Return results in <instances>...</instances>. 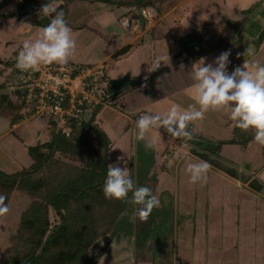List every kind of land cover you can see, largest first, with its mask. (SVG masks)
<instances>
[{
    "label": "rangeland",
    "instance_id": "obj_1",
    "mask_svg": "<svg viewBox=\"0 0 264 264\" xmlns=\"http://www.w3.org/2000/svg\"><path fill=\"white\" fill-rule=\"evenodd\" d=\"M16 1L2 0L0 3L1 60L8 58L14 49L18 48V50H21L23 46V43L16 39V25L5 23L4 20L6 18L19 17L18 22L27 24V22L32 23L35 18L45 17L39 14V10L36 12H31L34 11L31 10L23 14H19L20 11L18 13L12 11V5ZM122 1L124 0H75L69 6L65 19L68 22V26H72L71 28L79 29L80 25L78 24L85 22L92 24L94 29L103 33L104 23V28H108L110 25H113L111 27L115 25L118 27L123 14L128 20L135 16L138 17V12L135 9L128 14L127 11L130 7L127 4L120 5ZM212 4L207 2V0H189L184 2V4L182 0L165 1L163 9L176 7L177 10L174 14L177 19H174L181 20L178 25L172 18L167 19L168 28L172 30L175 38H179L182 43L181 46L179 44L173 46V50L174 52H181L182 57L189 55L192 57L190 60L193 61L189 64L185 63L184 69L175 66L174 70L163 78L161 77L162 74L153 75V72L154 74L157 73L156 70L151 71V74L148 73L146 76L147 81H151L153 86L164 87V89H161L162 93L167 95V93L171 94L173 92V96H161L162 94L159 90L155 91L152 96H143L136 91L137 96L128 95L125 97L129 103L130 101H136L137 104L135 105L138 106L139 103L144 105L146 113L160 115L165 114L173 105H177L183 110L189 105L195 104L196 89L188 72L191 70L193 62L198 61L200 58H207L208 63L214 62L215 58L221 54L220 52L215 54L216 50L231 52L228 66L230 73L236 66L242 65L244 61H248L250 65L253 61L264 64V50L262 48L264 45V16L262 12H257L258 9L253 8L251 11L252 13L254 12L251 14L252 16L249 15L247 19L236 16L234 19L235 23H232L231 19H226L230 17H226L224 14L221 16L225 18L219 19L220 17L216 15L218 12ZM256 8H259L258 4ZM150 11L154 13L153 9ZM184 11L187 12L186 16L183 15ZM201 21H204L203 27H200ZM154 22L155 18L152 23L154 24ZM188 22L197 25L199 30H192ZM205 22L208 23L205 24ZM212 22L215 23L214 27L210 25ZM184 28L186 29L185 35L183 34ZM41 29L39 28V31ZM37 33H39L37 34L39 38L41 31ZM179 35H188V40L193 35L195 38L201 39V41L197 42V44L194 41L189 45L186 42L187 38L182 39ZM163 45H165L166 49L170 48L166 44ZM246 49H251V52L244 54ZM143 51L152 53L150 47L144 48ZM160 51H164V53L161 55L159 54ZM165 52L166 50L162 47L156 49V60L157 58H161V60L166 58ZM197 53L200 54L198 57L196 56ZM152 59L154 60V58ZM163 61L165 63V60ZM181 61L183 63V60ZM124 67L127 69L126 72L130 70V73L128 72L127 75L123 73L125 75L122 76V74L121 77L132 80V84L136 85L138 80L130 78L134 76L132 73L135 70L134 59L124 62L119 69L120 72L123 71ZM11 73V67L4 69L2 74H0V83L5 77L10 78ZM110 107L113 108V106ZM117 107L121 109L119 106ZM121 111L125 112L124 109H121ZM105 112L101 116L100 124L105 126L104 124L108 122H106L108 118H111V122L115 123L114 128L111 129L112 131L107 129V133L115 143L113 148L116 149L118 147L119 149L123 148L130 151V155L124 160L128 169L129 167L131 168L136 185L147 186L154 194H158L160 207L155 208L149 217L148 223L150 227L147 235L145 237L139 235L137 239L136 232L138 227L135 220L138 217L133 219L132 215L134 208L139 206H129L123 215L124 218L120 223L118 233L112 240L116 242V247L112 250V241L107 244L102 257L108 256V258L100 259L101 264H128L129 262L133 264H207L206 247H208V243L205 240L203 242L201 235L205 236L206 224H211L210 221L213 223L215 220L217 222L223 215L222 212L214 211L211 208V205H215L219 200L215 198L214 201L212 200V196L216 193L211 190L213 187L212 182H217V180L215 177H211L209 174L211 170L209 169L206 183H191L190 175L186 171L187 164L198 161L194 160L192 156L179 157L182 153L181 151L174 153L179 147H183L186 151L189 150L188 152L202 153L206 157L214 158L213 160L219 161L224 168L227 166L228 170L230 169L229 171H233L238 175H248L255 185V200L256 203L258 202L256 205H261L259 202L264 205V145L254 142V130L244 131L243 133L238 128L233 133L235 124L230 119V113L227 110H209L203 120L190 123L189 130L192 131V139H176L175 148L166 147V144L156 147L149 136L150 134L147 135L145 141H138L136 139L137 132L135 133L132 130L127 121L120 120L116 114L110 113L109 110ZM143 114L129 115V117L135 120L137 116ZM22 121L23 123H21ZM14 125L9 127V124L0 118V169L6 172H13L28 167L31 164V160L26 151L27 146L37 142H45L48 140L52 130V128L45 127L44 121L33 117L27 105L24 109L23 120ZM162 130L166 132L165 129L162 128ZM28 132L33 134L32 138L28 137ZM239 134L252 139L245 145L240 143H219L224 140H236V136ZM146 143H152L153 147H146ZM215 148L217 149L216 151ZM227 148L231 150L230 156L224 155V157H220L225 151L227 152ZM163 150L172 151L173 161L171 163L159 160V155ZM164 154L166 155V153ZM115 159L117 158L110 157L108 164H115L117 162ZM254 173L257 174L255 177L253 176ZM236 191L244 190L239 188ZM29 202V197L19 191H15L8 204L10 213L0 218V264H5V250L8 247V238L15 233L21 213ZM258 210L264 214L263 208ZM51 220L56 221L53 216ZM256 221L260 222V219L256 218ZM133 224L136 226H133ZM262 228L264 229V220ZM219 235H223V231ZM263 236L261 235V237ZM257 239V234H255V247L256 242H258ZM106 241L107 236L95 241L88 249L87 254L90 256L96 255ZM109 256H112L111 260H109Z\"/></svg>",
    "mask_w": 264,
    "mask_h": 264
},
{
    "label": "trees",
    "instance_id": "obj_2",
    "mask_svg": "<svg viewBox=\"0 0 264 264\" xmlns=\"http://www.w3.org/2000/svg\"><path fill=\"white\" fill-rule=\"evenodd\" d=\"M74 1L55 0L57 11H63L66 16ZM165 1L124 0L120 5L130 7L128 14L133 9H153L156 20L164 10ZM47 2L51 0H17L15 11L18 13L33 5L31 12H36ZM54 15L36 18L35 24L45 27ZM123 52L126 51L116 56ZM0 64L2 74L4 69L14 66V61L8 59ZM8 79L5 77L0 83V118L14 125L23 120L26 104L20 92H6ZM99 109L96 108L87 121H69L65 131L53 127L48 140L27 146L31 160L28 167L13 172L0 169V194L7 196V204L15 191L30 198L15 233L8 238L5 264H98L107 244L116 237L123 215L131 205L104 196L111 146L106 133L95 122ZM237 130L234 126L233 133ZM236 138L237 141L219 143L245 145L252 139L242 134ZM52 216L56 221L51 220ZM148 220L136 218L137 239L139 235H147ZM104 236H107L105 245L96 255H88L90 246Z\"/></svg>",
    "mask_w": 264,
    "mask_h": 264
},
{
    "label": "crops",
    "instance_id": "obj_3",
    "mask_svg": "<svg viewBox=\"0 0 264 264\" xmlns=\"http://www.w3.org/2000/svg\"><path fill=\"white\" fill-rule=\"evenodd\" d=\"M187 1L189 0H182V3L184 4V2ZM1 2L2 0H0V3ZM207 2L213 3L212 5L216 8L215 10L218 12L216 15L220 17L219 19H224L225 17L221 16L224 14L226 17H230L226 19H231L232 23H235L234 19L236 16H238V18L244 17L245 19H247L249 15L252 16L251 14L254 13L251 12L252 10L246 14L244 13L245 10L250 8L258 9L257 12L261 11L264 16V0H207ZM257 4L259 8H256ZM15 6L16 3L14 2L11 9L12 11H15ZM176 10V7L164 9L162 14H160V17L155 20L154 24L152 23L151 26L143 27L140 23L139 27L132 32L122 27L121 19L118 27H116V25L111 27L113 25H110V27L104 28V23L102 29L103 33L94 29V26L90 23L80 22L78 24L80 25L79 29H74L71 28L72 26H69L72 29V35L76 41V49L73 56L67 63L79 66L103 65L105 68L102 82L105 87L106 98L110 104L106 107H100L97 115L95 116V122L106 133L108 139L110 140L111 148L108 153V162L110 157L118 158L123 156L126 158L130 155V151L123 148L119 149L118 147L116 149L113 148L115 143L107 133V129L112 131L111 129L114 128L115 123L111 122V118H108L106 119V122H108L104 124L105 126L100 124L101 116L106 113L105 111L109 110L110 113L116 114L120 120L127 121L128 125H130L132 130L136 133V124L140 116H137L134 120L132 117H129V115L134 116L142 113L145 114V107L140 103L138 106L135 105L137 104L136 101H130L129 103L125 97L128 95L137 96L136 91L143 96H152L154 95V92L158 90L161 92V96L166 95L161 91V89H164L163 86H153L151 81H147L146 76L148 73L151 74V71L153 72V70H156L157 73L154 74L153 72V75L162 74L161 77L163 78L174 70L175 66L180 68L181 65H185V63L189 64L193 61L190 60L192 57L189 55L187 57H182L181 52H174L173 50V46L177 44L181 46L182 43L179 38H175V35H173L172 30L168 28L166 23L169 18H172V20L178 25L181 23V20H175L177 19L174 14L176 13ZM186 13L187 12L184 11L183 15L186 16ZM18 19L20 18L12 16L4 20L7 24L16 25V39L23 44L25 41H34L37 39V34H39L37 32H40L39 28L43 27L35 24L36 18L32 23L27 22V24H24V22H18ZM122 19H127V17L123 14ZM136 20L137 16L132 19L129 18V21L133 24H135ZM10 21H13V24L10 23ZM201 22L202 24L200 27H203L204 21ZM207 23L208 22H205V24ZM188 24L192 30H199V28H197L198 26L192 22H188ZM210 25L214 27L215 23L212 22ZM185 32L186 29L184 28V35L186 34ZM179 37L182 39L187 38L186 42L189 45H191L194 41L195 44L201 41V39H197L193 35L190 37V40H188V35H179ZM163 44L170 46V48L166 49ZM147 47L151 48L152 53L143 51V49ZM159 47L166 50V58L161 60V66L159 68H154V62L156 61V49ZM262 48L264 50V45ZM17 51L18 48L14 49L8 58L2 60L0 59V61H6L8 59L12 60ZM122 51L126 52H123L120 56H116L117 53ZM217 52L222 53L221 50H216L215 54ZM163 53L164 51L159 52L161 55ZM199 55V53L196 54L197 57ZM152 58H154V60ZM132 59H134L135 70L132 71L134 76L130 78L138 80L136 85L132 84V80L121 77L123 73H126V75L128 72L130 73V70L126 72L127 69L125 67L122 72L119 70L124 62H128ZM163 60H165V63H163ZM181 60H183V63H181ZM124 75L125 74L122 76ZM173 94V92H171V94L167 93L166 96H173ZM110 106H113V108ZM117 106L124 109L125 112H122L123 110L121 111V109ZM7 123L9 124V122ZM21 123H23V121ZM10 126L11 125L9 124V127ZM149 134L156 147H161L163 144H166V147L169 146L171 148L175 146V140H179L178 138L173 139L169 134L162 130V128L152 129ZM32 135L33 134L31 132H28L29 138H32ZM227 149V152L225 151L224 154L220 155V157H224V155L230 156L229 154H231V150L230 148ZM216 150L217 149L215 148V151ZM180 151L182 153L179 157L192 156L193 159L198 162L201 160L207 161L210 165L209 169L211 170L209 171V174L217 180V182H212L213 187L211 190L216 192L212 196V200L214 201V198L219 200L215 205H211V208L214 211L216 210L217 212H222L223 215L220 220H217V222L215 220L213 223L210 221L211 224H206L207 229H205L204 232L205 236L203 237L201 235L203 242L205 240V242L208 243V247H206L207 264H264V236L261 237V235H264V229L262 228L264 214L258 210H262V208L264 210V205L261 202H259L261 205H256L258 202L256 203L255 200L256 192L254 190L255 185L252 183L253 181L250 180L248 175H238L233 171H229L230 169L228 170L227 166L224 168L219 161L213 160L214 158L212 159L211 157H206L202 153L188 152L189 150L186 151L183 147L177 148L174 153H179ZM168 152V150H163L159 155V160L171 163V161H173V156H171L172 151ZM164 153H166V155ZM123 166L124 164L122 163L121 167ZM129 170L131 171L130 167ZM256 175V173L253 174L254 177ZM239 188H242L244 191H239L240 193L237 192L236 190ZM256 208H258L257 211ZM256 218L260 219V222L256 221ZM221 231H223V235H219ZM255 234H257L258 237L256 247ZM106 257L108 258V256ZM111 257L112 256H109V260H111ZM99 262L101 264V260H99ZM128 264L133 263L129 262Z\"/></svg>",
    "mask_w": 264,
    "mask_h": 264
},
{
    "label": "clouds",
    "instance_id": "obj_4",
    "mask_svg": "<svg viewBox=\"0 0 264 264\" xmlns=\"http://www.w3.org/2000/svg\"><path fill=\"white\" fill-rule=\"evenodd\" d=\"M52 13L55 15L40 30V37L24 42L17 56L16 67L19 70H36L44 64H66L73 56L76 41L65 19V13L57 11L55 0L43 4L39 10V14L45 17ZM10 23L13 24V21ZM250 52L251 49H246L244 54ZM230 56L231 52L225 51L212 63H208L207 58L193 62L188 74L196 89L195 104L183 110L173 105L163 115H141L136 124V139L145 141L152 129L163 128L173 139L191 140L190 123L203 120L209 110H227L236 127L243 131L254 130V142L264 145V64L253 61L250 65L248 61H244L230 73ZM161 62V58H157L155 67L159 68ZM181 69H184V65H181ZM145 146L152 148L153 144L146 143ZM209 167V163L203 160L188 163L186 171L190 175V182L206 183ZM103 193L106 199L121 200L131 206H139L134 208L132 218L138 217L141 221H147L153 210L160 207L158 194H154L147 186L136 185L123 156L117 158V163L108 165ZM6 200L7 196L0 194V217L10 213ZM115 247L116 242L112 241V250Z\"/></svg>",
    "mask_w": 264,
    "mask_h": 264
},
{
    "label": "built area",
    "instance_id": "obj_5",
    "mask_svg": "<svg viewBox=\"0 0 264 264\" xmlns=\"http://www.w3.org/2000/svg\"><path fill=\"white\" fill-rule=\"evenodd\" d=\"M135 24L122 19L121 25L134 31L140 23L151 26L154 14L150 10H136ZM14 56L12 73L5 90L9 94L21 93L31 115L44 121L45 127L65 131L69 121H87L98 107L109 106L102 79L103 65L79 66L72 63L44 64L36 70L21 71Z\"/></svg>",
    "mask_w": 264,
    "mask_h": 264
},
{
    "label": "water",
    "instance_id": "obj_6",
    "mask_svg": "<svg viewBox=\"0 0 264 264\" xmlns=\"http://www.w3.org/2000/svg\"><path fill=\"white\" fill-rule=\"evenodd\" d=\"M34 8H35V6L30 5V6H27L25 9L21 10L20 12H21V14L27 13V12L33 10Z\"/></svg>",
    "mask_w": 264,
    "mask_h": 264
}]
</instances>
